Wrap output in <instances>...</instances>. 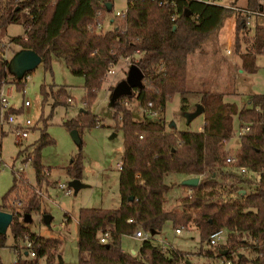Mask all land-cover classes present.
Here are the masks:
<instances>
[{"label": "trees", "instance_id": "obj_1", "mask_svg": "<svg viewBox=\"0 0 264 264\" xmlns=\"http://www.w3.org/2000/svg\"><path fill=\"white\" fill-rule=\"evenodd\" d=\"M237 1L232 0L229 5H237ZM246 2L252 9L264 6V0ZM229 5L178 0L179 15L176 21H172L170 9L160 6L157 0H129L126 16L116 17L112 28L98 32L87 26L93 21L94 11L99 6L95 0H87V8L83 12L82 0H0V35L11 23H23L25 32L12 37L11 42L19 44L20 49H34L42 56L47 70L52 71L53 58L65 60L73 72L85 77L83 100L89 105L97 99L108 70L121 57L138 55L134 61L145 72L144 87L137 88L132 95L122 96L113 104L115 127L122 129L125 136L119 179L121 204L115 208L80 209L78 264H179L181 260L185 264H193L185 251L173 246L163 249L155 244V234L152 239L142 241L140 255L123 249L124 234H132L138 227L155 230L157 234L167 221H171L174 227L185 228L193 222L200 233L201 246L215 229L237 226L241 231L259 236L261 245L238 255L233 264H264V95L253 94L251 106L243 108L228 101L223 91L203 88L195 92L199 96L198 103L204 107L205 122L201 130L168 126L162 116L146 115L138 119L127 103L136 98L142 106H147L152 101L153 107L161 111L168 100L179 93L183 95L182 111L186 112L192 93L188 86L189 57L213 31L221 28L226 19L235 14ZM41 8L43 11L39 14ZM111 10L105 6L104 15ZM235 17V43L237 52L241 53L242 66L256 71L257 55L264 52V22L258 20L259 16L254 17V41L242 51L241 39L249 30L248 15L239 11ZM28 74L17 78L9 70V60L0 56V87L6 81L24 87ZM54 87L55 84L50 87L42 84L43 104L49 101L53 109L69 105L67 88ZM21 109L13 108L18 112ZM236 115L241 122L250 123L251 129L240 137V148L235 155L238 164L263 170L258 182L226 168L229 153L225 140L235 134ZM43 120L46 124L47 118L43 117ZM99 120L91 109H82L67 121V125L79 131L85 126L98 125ZM53 141L48 133H43L35 149L34 166L39 184L47 178L46 168L41 162V149ZM72 163L70 173L74 178H80L82 157L73 158ZM170 172L201 178L193 187V194L186 196L181 209L166 207V193L172 184L165 180V176ZM16 176L3 196L0 209L14 213L9 227L14 237L32 240L36 249L34 257L20 258L18 264H39L38 258L44 255L47 264H57L62 240L33 233L24 223L27 214L39 208L41 196L28 181ZM224 179L228 181L226 185L229 184L226 190L234 192L235 196L226 198L218 191L224 185L221 181ZM16 197L21 201L19 208L23 212L20 209L15 211L11 206ZM107 230L110 233L108 240L102 242L101 236ZM6 242L7 233L0 232V248ZM236 248L235 237L230 234L227 244L205 249V255L217 261L219 256L226 254L223 250L228 249L226 255L231 256ZM260 252L263 254L259 255Z\"/></svg>", "mask_w": 264, "mask_h": 264}, {"label": "rangeland", "instance_id": "obj_2", "mask_svg": "<svg viewBox=\"0 0 264 264\" xmlns=\"http://www.w3.org/2000/svg\"><path fill=\"white\" fill-rule=\"evenodd\" d=\"M86 1L82 0L81 12L86 11ZM128 1L113 0L114 6L107 13L106 30L113 27L109 16L115 15L118 10H126ZM219 1L226 5L232 2V0ZM246 3V0H238L236 4L247 7ZM233 18H235L234 21ZM258 20L263 23L260 17ZM253 21L248 27L247 35L241 39L242 51H245L247 46H251L254 41L255 24ZM24 32V24L16 22L8 25L7 30L0 35V44L6 42L10 58L20 49L19 44L11 42L12 37ZM230 32L233 39L232 53H227V37ZM235 37L236 17L233 15L226 19L221 28L213 31L202 46L189 57L188 86L192 91L189 109L186 112L182 111L183 95L177 93L168 100L164 110L159 111L155 117H165L168 126L201 130L205 116L202 111L197 112L199 96L195 92L203 88L223 91L228 101L236 102L239 107L243 108L251 106L250 98L253 94L264 95V52L257 55L256 71L244 68L241 53L236 49ZM137 59L138 55L121 57L113 66L115 72L106 74L97 99L91 105L83 100L86 93L85 77L73 72L62 58H53L52 71L47 70L43 62L30 70L25 78L24 87H18L13 81H7L5 84V90L9 94V104L17 109L22 108L19 112L14 110L18 113V117L31 118L35 125L27 138L22 142H17L13 127L0 123L2 128L0 133V206L3 204V196L14 183L17 175L15 170L21 164L23 156L26 155L24 161L31 157L32 161L17 176L28 181L41 199L39 208L33 210L31 218L24 220V223L33 233L62 240L60 254L63 263L59 259L57 264H78L79 212L82 207L115 208L121 204L118 163L123 158L125 136L122 129L115 127L111 93L112 87L126 77L130 64ZM42 84H47L49 87L55 84V89L58 86H65L70 93L69 105H59L53 109L49 101L43 104ZM26 99L30 100L31 105L24 106ZM128 106L133 109L136 118L143 119L146 116L145 106H142L136 98L130 100ZM82 109H91L100 120L96 126H85L79 130L82 139L80 143L73 138L72 129L67 125V121L76 117ZM43 117L47 118L46 124ZM242 123L244 122H241L239 116L236 115L235 134L225 144L228 153L235 154L240 148L239 129ZM43 133H48L54 141L44 145L41 149V162L46 168L47 178L39 184L34 158L36 156L35 146L39 144ZM78 156H81L83 161L80 178L88 185L75 190L70 185L74 177L69 168L73 164L72 159ZM226 168L232 171L229 165ZM182 175V173L170 172L165 176V180L172 184L166 193V207L169 209H181L185 205L186 196H189V187L182 184ZM221 181L224 185L220 186L218 191L226 198L235 196L234 192L230 193L226 190L229 187V184L226 185L227 179ZM62 182L72 189L71 193H66V189L60 187ZM18 198L11 201V206L15 211H18L21 205ZM46 214L51 216L50 220L44 219ZM186 227L183 226L182 232L177 233V227H174L171 221H167L163 229L155 234L154 241L156 244L163 243L185 251L186 257L193 264H215L216 258L205 255V249L212 246L208 241L201 246L200 233L195 224L188 223ZM142 241L141 238L124 234L122 247L131 253L135 249L136 254L140 255ZM26 245L27 240L16 239L12 231L8 229L6 245L0 248L1 263L13 264L20 258L34 257L26 253L28 250ZM46 258L45 255L40 256L39 264H47ZM179 264L185 263L181 260Z\"/></svg>", "mask_w": 264, "mask_h": 264}, {"label": "built area", "instance_id": "obj_3", "mask_svg": "<svg viewBox=\"0 0 264 264\" xmlns=\"http://www.w3.org/2000/svg\"><path fill=\"white\" fill-rule=\"evenodd\" d=\"M99 6L95 9L94 11V19L93 21L88 23V28L90 30H95L98 32L106 31L105 29V22L107 19V14L104 15V7L108 6V3H111V8H113L114 3L111 0H95ZM206 2H220L219 0H203ZM55 2V0H53ZM158 4L163 7H167L170 9L171 14L170 18L172 21H176L179 13H178V0H157ZM221 3V2H220ZM47 5V4H46ZM226 5V4H225ZM229 5V4H228ZM234 8L235 14L239 11H243L247 13L248 18H247V25H251L253 18L255 16H264V6L261 7L260 9H252L249 7H242L239 5H229ZM127 10L120 11L118 10L115 15H110V21L112 22L116 17H125L127 14ZM43 11V8L39 10V14ZM234 14V15H235ZM7 44L6 42H1L0 44V56L10 60V57L7 52ZM227 53H232V47L229 46L226 48ZM94 51L93 53H95ZM112 65L110 69L108 70L107 74H111L115 72V69ZM7 82V81H6ZM4 82L2 86L0 87V123L2 124H8L13 127V132L16 135L17 142H22L23 139L27 138L31 132V130L34 127V122L31 118H19L18 113L12 110L14 107H12L9 104V94L5 90V84ZM128 103V102H127ZM31 105L30 100L26 99L24 102V106H29ZM144 111L146 112L147 116H152L155 117L159 109H156L153 107V102L150 101L147 106L144 107ZM251 129V124L250 123H242L240 125L239 129V136L241 137L242 135L248 133ZM228 140H225L227 142ZM36 147V146H35ZM26 155L23 156L21 164L17 167L15 170V173L18 175L21 173L27 166V164L32 161L31 157H28L26 161H24ZM226 163L230 167H232V171L237 173L243 178L246 179H252L254 181H260L263 175V170H258L251 168L248 165L245 164H238L237 157L235 154L229 153L226 157ZM119 169L122 168V162L118 165ZM60 187H63L66 189V193H71L72 189L68 187L66 183H60ZM194 192L193 187H189L188 189V195L191 196ZM21 203V201H20ZM129 221H133V218H129ZM182 227H177L176 231L178 233L182 232ZM109 231H105L103 235L101 236V241L106 242L108 240L109 236ZM135 236L141 238V239H152L153 234L151 233L150 230H145L141 227H138L134 231ZM232 234L235 237L237 248L233 250L231 253V256H227L224 254V256H219L217 258L216 263L217 264H233L234 259L237 258L238 255H242L243 252H249L252 248L254 247H259L261 245V239L259 236L246 232V231H241L239 227H234L233 229H229L225 226L220 227L218 229H215L214 231L211 232L210 237H209V244L212 247H218L221 244H227L229 241V236ZM153 242L155 243L154 239ZM161 242H164L161 240ZM158 243V242H157ZM156 244V243H155ZM160 245L163 249L168 248L167 245L160 243ZM27 252L28 254L35 256L36 255V249L33 246L32 240L27 238ZM228 252V249H227ZM263 253L260 252L259 255H262ZM13 264H18V261H14Z\"/></svg>", "mask_w": 264, "mask_h": 264}, {"label": "water", "instance_id": "obj_4", "mask_svg": "<svg viewBox=\"0 0 264 264\" xmlns=\"http://www.w3.org/2000/svg\"><path fill=\"white\" fill-rule=\"evenodd\" d=\"M108 7L111 8V3H108ZM43 62L42 56L32 48H21L14 53L9 60V70L17 78H22L27 72L34 69L37 65ZM145 72L136 63L132 62L129 66L127 75L121 79L113 88L111 93L112 105L118 101L124 95H132L137 88L144 87ZM204 110L201 104H198L197 112ZM73 138L80 142L81 137L78 129L74 128L71 130ZM201 178L199 176H190L183 179L182 184L188 187H194L199 184ZM70 185L75 189L79 190L88 184L83 182L81 178L75 177L70 181ZM246 191V190H244ZM27 219L31 218V214H27ZM51 216L46 214L44 219L50 220ZM14 219V213L9 210L0 209V232L7 233L12 221ZM152 234H156L155 230H151ZM28 253V252H26ZM223 253H227V249L223 250ZM60 262L63 263L62 255L59 254Z\"/></svg>", "mask_w": 264, "mask_h": 264}, {"label": "crops", "instance_id": "obj_5", "mask_svg": "<svg viewBox=\"0 0 264 264\" xmlns=\"http://www.w3.org/2000/svg\"><path fill=\"white\" fill-rule=\"evenodd\" d=\"M260 18H261V21H263L264 22V16H259ZM234 19L235 18H233L232 20L234 21ZM228 38V41H227V46H226V48L227 47H229V46H232L233 45V39H232V33L230 32V34H229V36L227 37ZM122 162V161H121ZM120 163H118V165H119ZM118 169H119V167H118ZM119 170H121V169H119ZM187 176H185V175H182V178L183 179H185ZM183 181V180H182ZM177 232V231H176ZM178 233V232H177ZM181 233V232H180ZM130 235H132V236H134V237H137V236H135V234H130ZM137 238H139V237H137ZM124 249V248H123ZM125 250V249H124ZM132 252L133 253H137V251L135 250V249H133L132 250Z\"/></svg>", "mask_w": 264, "mask_h": 264}]
</instances>
